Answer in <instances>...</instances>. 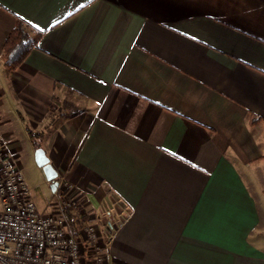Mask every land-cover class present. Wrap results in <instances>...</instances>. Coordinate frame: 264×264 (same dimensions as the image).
<instances>
[{"label": "crops", "instance_id": "1", "mask_svg": "<svg viewBox=\"0 0 264 264\" xmlns=\"http://www.w3.org/2000/svg\"><path fill=\"white\" fill-rule=\"evenodd\" d=\"M19 20L43 34L11 69ZM28 127L107 264H264V0H0L21 170Z\"/></svg>", "mask_w": 264, "mask_h": 264}, {"label": "built area", "instance_id": "2", "mask_svg": "<svg viewBox=\"0 0 264 264\" xmlns=\"http://www.w3.org/2000/svg\"><path fill=\"white\" fill-rule=\"evenodd\" d=\"M65 196L70 209L81 206ZM123 219L119 216L118 224ZM98 237L96 223H85L76 236L60 210L40 209L22 170L6 155L0 140V264H107Z\"/></svg>", "mask_w": 264, "mask_h": 264}, {"label": "trees", "instance_id": "3", "mask_svg": "<svg viewBox=\"0 0 264 264\" xmlns=\"http://www.w3.org/2000/svg\"><path fill=\"white\" fill-rule=\"evenodd\" d=\"M43 32L29 25L24 20H19L16 27L8 35L3 47L2 60L6 67L15 69L24 62L31 49L38 45ZM65 106V105H64ZM33 144L36 148L41 147L39 139L42 133L27 128ZM56 195L60 202V212L66 218L70 231L78 236L80 228L86 223L88 218L81 215L77 210H72L66 206V196L59 188Z\"/></svg>", "mask_w": 264, "mask_h": 264}, {"label": "rangeland", "instance_id": "4", "mask_svg": "<svg viewBox=\"0 0 264 264\" xmlns=\"http://www.w3.org/2000/svg\"><path fill=\"white\" fill-rule=\"evenodd\" d=\"M58 111L61 112V107H58ZM35 159V154H33L30 150H26L21 158L23 166L22 173L32 190L33 197L42 210H60L58 197L52 191L51 186L45 182L46 173L44 169L38 165ZM56 179L58 181L60 180L58 177ZM89 222L94 223L92 221Z\"/></svg>", "mask_w": 264, "mask_h": 264}, {"label": "water", "instance_id": "5", "mask_svg": "<svg viewBox=\"0 0 264 264\" xmlns=\"http://www.w3.org/2000/svg\"><path fill=\"white\" fill-rule=\"evenodd\" d=\"M35 158L38 165L44 169L47 179L51 182V189L55 192L59 185V181L56 179L57 172L50 163L49 157L47 156L42 147L36 149Z\"/></svg>", "mask_w": 264, "mask_h": 264}]
</instances>
